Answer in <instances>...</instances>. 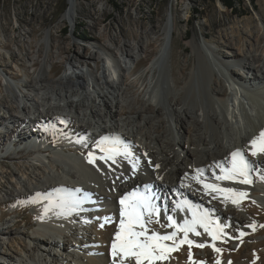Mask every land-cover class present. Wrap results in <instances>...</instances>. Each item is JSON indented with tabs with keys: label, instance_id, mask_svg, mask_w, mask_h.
Instances as JSON below:
<instances>
[{
	"label": "rangeland",
	"instance_id": "374dc122",
	"mask_svg": "<svg viewBox=\"0 0 264 264\" xmlns=\"http://www.w3.org/2000/svg\"><path fill=\"white\" fill-rule=\"evenodd\" d=\"M80 1L79 14L74 20H71L63 17L69 5V0H0V197L5 196L7 191L16 196L17 189L20 188L21 184L29 186L31 182H37L35 178H43V173L41 174L43 170L55 169L53 161L51 159L47 161V155L41 154L35 149L38 147L46 148L50 151L48 157L55 158L54 151H60L64 147V143L61 141L72 140L66 130L73 129L75 132L74 126L79 123L76 117L67 116L65 111L59 113L58 119H53L47 125L39 126L40 128L36 127L35 122L20 123L10 117V114L23 117L21 107L24 102L29 104V101L26 99L17 100L13 96L14 91H11L8 87L6 78L10 79L11 85L16 90L28 95H37L38 91L34 89V78L46 53L51 56L46 60L48 61L46 76L52 80V88L60 87L58 79L70 68V63L67 61L68 56L79 57L76 67L80 71L87 72L83 74L81 79L88 82L92 87L93 80L89 71H95L96 74L102 76L101 73L105 64L103 56L106 52L114 51L116 58L121 59V53L118 52L119 46L122 49H129L130 47L137 50L136 46L139 43L142 44V42L148 41L147 35L150 39L159 37L153 52L150 47L146 52H137L135 59L129 61V66L133 68V71L124 74L121 78L124 85L121 107H118V109L117 107H109L113 110L117 120H126L125 128L130 124L128 120L137 121V124L144 126L141 127L142 130L138 134L139 138L143 137L142 135L145 133L154 132L153 127L160 122L161 128L158 133L164 134L168 142L174 141V137L177 138L181 132L187 139L190 137L195 138V124L189 122L188 127L185 125L183 128L184 124L180 121L170 120L168 124L164 122L165 113L167 112L165 97L169 94L171 96V90L174 92L184 84L183 78L188 77L194 64L197 71L204 62H207L210 66L217 65L216 68L219 69H216L214 79H218L219 82H224L223 70L229 68L240 76L245 90L260 89L259 87H261L256 83L257 81H253V74L256 73L261 76L262 60L255 63V68L251 72L242 68L240 62L248 65L249 58L247 56L250 54L264 58V0H246L245 3L237 7L238 14L227 9L219 0ZM168 21L171 23V29L169 28V32L165 33L163 28ZM153 23L158 25V29L155 31H151ZM51 33L53 41L49 37ZM100 35H102L101 38H99ZM256 36H261L262 41L257 49L249 50V42L251 43ZM227 39H230L235 45L229 44ZM59 43L64 46L65 51L61 56H58ZM103 44L109 46L108 51L103 48ZM164 44H168V67L163 65L161 61H157V56ZM210 48L213 50H210ZM202 54L205 56L203 57ZM91 55H94V57H90ZM32 60L37 61L38 65L32 66ZM223 61L226 62V68L221 63ZM52 67L53 71H51ZM183 68H186L185 73H188L187 76L182 74ZM162 71L169 73L170 87L165 86L167 90L160 91L152 99L150 95H152L151 92L156 91V80L163 81ZM221 73L222 75H219ZM27 75L30 77L27 78ZM113 75L116 77V74ZM135 78L144 80L145 87L138 88L134 84H130ZM28 81H30V84ZM211 81L213 82V79L209 77L208 84L197 80L194 83L195 92L198 93L196 98L202 102L206 109H209L210 103H212L207 96V93L210 92L209 84L211 85ZM107 82L110 85H104L107 96L110 98L109 90L112 89L114 84L113 80L109 78H107ZM25 84L27 85L25 86ZM259 84H263L262 81ZM226 86H228L227 83ZM230 87L231 85L225 90L224 96H218L219 99H222L220 102L228 100L232 104L234 99L232 88L234 86ZM183 94L182 92L181 95ZM259 96L264 97L263 89ZM187 100L190 105L193 104L192 100L189 98ZM142 103H150L152 110L148 109L143 115L137 114L135 109L140 107ZM93 105L96 109L101 110L102 115L104 114L105 105L103 102L101 103L99 99H96ZM156 107L163 108V112L157 111ZM241 111L242 108L238 111L239 115L243 114ZM31 112L28 111V115L34 119V114ZM146 116H150L155 120L151 124H146L144 120ZM96 120L97 117L95 121L92 118V126L95 127L92 132L99 138L107 136L108 140L106 139L105 143H113V139L117 138L116 135H113L110 130L111 133L108 132L107 135H102L99 132L100 128L95 124ZM106 120L107 124L110 125L109 118ZM60 125L67 128L64 129L65 131L61 130L58 134L57 131L61 128ZM18 126L25 128L24 130L27 132L26 139L33 136L32 141L34 143L30 142L28 144V140H20L17 137L15 130ZM207 130L209 134H213L212 127L208 123ZM90 135L89 133L87 136L76 139L78 142L74 143V146L83 147L81 152H76L73 145L70 146L72 149L70 152L79 157L89 156L94 147ZM185 149H190V145L182 147V150ZM193 150L199 152L200 147L198 144L191 148V151ZM245 151L247 152L245 158L251 161L258 158L264 159V154L251 155L250 143H248ZM250 176L255 187L263 185L264 167L251 170L248 178ZM236 185L242 186V190ZM222 186L235 188L237 192L240 190L244 192L245 189H248L247 185H241V183H223ZM191 189L194 192L197 191L196 187ZM247 191L249 193L245 191L244 193L247 195L240 199L242 204L239 202L233 211L235 216L240 215L247 218L249 224L243 225L241 222L234 220L217 223L223 228L222 238H218L214 242L215 246L221 249L219 253L211 247L212 238L202 234L199 230L200 227L197 226V230L201 235L196 236L191 233L192 235H189L188 238L194 241L193 245L204 243L206 246L204 248L196 247L194 253H192V260L195 261L198 258L199 261H202L200 259H204L205 256L211 258L220 256V259L213 258L207 264H215L218 260L221 264L222 261L227 264L229 261L231 264H261L264 260V227H262L264 226V200L259 191H251L250 189ZM163 194L162 200H168L171 204H174L175 199H177L175 194V199L173 193ZM38 202L37 199L30 200L23 197L19 201V199L12 197L10 201L2 203L0 225L5 228L6 232L0 233V249L3 251L0 256V264H42L39 260L31 261L27 256L28 253L33 254L35 257H42V254L49 264H94L90 257L100 259V264H111L107 261V251H105L107 244L102 235L103 229L114 224V218L112 217V212L116 211L114 208L108 206L109 204H106L105 207L92 205L90 211L95 212L93 217L84 215L85 211H82V216L76 214V218H78L76 221L69 218L71 225L77 229V232L76 236H70L64 229L66 232H63V234L66 236L64 237L66 240L74 243L76 242L75 239H81L80 234L86 233V230L87 233L90 231H93V233L91 238L88 237L89 239L82 238L83 245L80 246L76 242L72 248L64 250L61 246L47 244L45 240L38 244L32 241L33 233L37 232L40 223L43 221L39 219L36 211ZM247 215H249V218ZM106 217L109 218L107 222L104 219ZM166 217L164 215L155 217L159 220V227L166 224ZM182 217L184 218V220L181 218L183 221L193 219V215L190 213H183ZM101 224L104 226L101 227ZM217 224L213 223L212 227L214 228ZM250 224L254 225V228L248 227ZM173 231L174 229L171 232ZM241 231L245 235L240 236ZM64 238H58V242L60 241V244H62L65 241ZM89 247L92 249L91 251H87ZM48 249H50L51 256L46 254L49 251ZM178 249L182 258L186 259L185 262L191 263L188 255L189 251L185 252L181 246Z\"/></svg>",
	"mask_w": 264,
	"mask_h": 264
},
{
	"label": "bare ground",
	"instance_id": "6f19581e",
	"mask_svg": "<svg viewBox=\"0 0 264 264\" xmlns=\"http://www.w3.org/2000/svg\"><path fill=\"white\" fill-rule=\"evenodd\" d=\"M80 7V0H69V5L63 14V17L74 20L79 14ZM170 25V21L166 22L164 25L163 31L165 33L169 32V28L171 29ZM157 29L158 25L153 23L151 31ZM49 37L51 41H53L52 33L49 34ZM101 37L102 35L99 36V38ZM147 38V42H142V44L139 43L136 46L137 50L130 47L129 49H122L119 46L118 52L121 53V59L116 58V53L114 51H108L109 46L103 44V48L108 52L103 56L105 64L101 73L102 76L96 74L95 71H89L93 80L92 87H90L88 82L81 79L83 74H86L87 72L80 71L78 70V67H76L79 58L78 56L77 58L70 56L67 57L71 69H67L63 76L58 79L60 87L55 89L51 86L52 80L46 76L48 72V61L46 60L50 56L46 53L45 57L42 58L41 66L34 78V89L38 91L35 96L16 90L11 85L10 79L6 78L8 87L11 91H14L13 96L17 100L26 99L29 101V104L24 102L21 107V111H23L24 114L23 117L10 114L12 119H16V121L20 123L35 122L36 127L40 128L39 126H45L49 121L58 119L59 113L65 111L67 116L73 118L76 117L79 122L74 126L75 132L73 129L66 130L69 132V136L72 140L66 142L61 141L64 143V147H62L60 151H54L55 158L51 156L48 157L50 151L46 150V148L38 147L35 149L37 152L47 155L46 160L49 161V159H51L55 169L49 171L43 170V172H41V174L43 173V178H35L37 182H31V185L29 186L21 184L22 182L20 181L19 183L21 186L17 189L18 193H16V196L7 191L5 192V196L0 197V211L2 210V203L10 201L12 197L19 199V201L23 197L30 200H39L36 206V211L39 219H43L44 221L40 223L37 232L33 233L32 241L35 244L45 240L47 244H50L51 246H61L64 250L72 248L76 242L79 243L80 246L81 244L83 245V239L88 237L91 238L93 231L87 233L86 230V233H81V239H75L76 242L74 243L70 240H66L64 238L66 236H64L63 232L67 231L66 233L70 236H76L77 232V229L71 225L69 218L76 221V219H78L76 218V214L82 216V211H85L84 215L93 217L95 212L90 211L92 205L105 207L106 204H109L108 206H111L116 210L115 212H112L113 216L111 215L114 218V224L103 229L102 237L107 244V249L105 250L107 251V261L113 264L111 246L115 239V234L119 230L118 223L121 219L120 210L122 207L120 199L131 193L151 197V202L157 208H162L160 209V216H172L178 224H183L184 221L179 217L178 210L176 209V206L179 203L178 200L175 199L176 196L173 194V198L175 199L174 205L168 200H161L164 195L163 193L172 194V190L178 194L177 198L180 196V199L185 198L191 202L193 205H191L190 209L195 211L197 215H202L207 212L209 218L213 220L214 224L224 223L228 220L241 222L243 225L247 223L249 224L247 218L240 215H234L233 209L237 204H233L231 201H225L222 196L216 193H212L211 195L208 194L202 184L197 183L193 177L197 175V169H203L204 182L219 183L221 186L223 183H234L231 181H215L213 173L220 174V169L217 167L218 164H223L225 167L231 166L232 152L239 150L245 156V153H247L245 148L248 143H250L253 138L257 137L261 130H264V97L259 96L262 89L264 90V58L255 54H250L249 56L246 55L249 58L248 65L240 62L242 68L248 69L250 72L251 70H254L255 63L260 62L261 60L263 63V66L261 67V76L256 73L253 74V81H257L256 83L261 87H259L260 89L256 88L249 91L244 89V84L240 80V76L229 68L223 70L224 82H219L217 81L218 79H214L217 71L216 69H219L216 68L217 65L215 66V64L210 66L207 62H204L199 71L196 70L194 64L189 74L185 73L186 68H183L182 74H188V77L183 78L184 84L177 89L178 91L175 90L173 92V90H171V96L169 94V96L165 97L167 112L165 113L166 118L164 122L168 124L170 123V120L175 122L180 121L184 124L183 128L185 125L188 127L189 122L195 124V138L190 137L187 139L181 134V132L177 138L173 136L174 141L168 142L164 134L158 133L161 128V122L153 127L154 132L145 133L142 135L143 137L139 138L138 134L142 130L141 127L144 126L137 124V121L128 120V123L130 124L125 128L124 124L126 123V120H117L116 115L113 114V110L109 107H117V109L118 107H121V98L123 97L122 94L124 92V85L121 78L124 74H129L133 71V68L129 66V61L135 59L137 52H146L150 47L152 52L155 50L154 47L157 40H159V37L156 39H150L147 35ZM254 38L255 39H253L251 43L249 42V50L257 49L262 41L261 36H256ZM227 41L229 44L233 46L235 45L230 39H227ZM167 45L164 44L161 47L157 56V61H161L166 67H168L169 61ZM58 50V56L63 55L65 52L64 46H62L61 43H59ZM210 50L213 49L210 48ZM202 56L204 57L205 55L202 54ZM90 57H94V55H91ZM32 62V66L38 65L37 61L32 60ZM221 63L225 65V68L227 67L226 62L223 61ZM51 71H53V67ZM166 72H161L163 74V81L156 80V91L154 90V93L151 92L153 96L150 95L152 99H154L160 91L167 90L165 86H168V88L170 87L169 73ZM113 74H116V77H114ZM219 75H222V73ZM29 77L30 76L27 75V78ZM209 77L213 79V82L211 81V85L209 84L210 92L207 93V96L212 103H210V108L206 109L205 106L202 105V102L196 98L198 93L195 92L194 83L196 80L206 83ZM107 78L113 80L114 84L112 89L109 90V93L111 94L110 98L107 96V90L105 89V85L107 84L108 86L109 84ZM260 81H262L263 84H259ZM28 82L30 84V81ZM161 82L166 83L162 84ZM225 82L228 86H226ZM27 84H25V86ZM130 84H134L138 88L145 87V81L138 78H135ZM230 85V88H232V85L234 86L232 88L234 92L232 104H230V101L228 100H225L226 102H220L222 99H219L218 96H224L226 92L225 90ZM182 92L184 93L183 95H181ZM178 95H180V97H178ZM187 98L192 100V105L188 103ZM96 99H99L100 102H103L105 105L103 115L101 110L96 109L93 105ZM149 104L142 103L140 107L135 109L136 113L143 115L148 109L152 110V106ZM156 108L157 111L163 112V108ZM241 108L243 114L239 115L238 111ZM28 111H32L31 113L34 114V119L32 116L28 115ZM96 117L97 120L95 124L100 128L99 132L102 135L105 136L108 132H112L113 135H116L117 138L113 139V143H105L104 141L107 136L99 138L94 132H92V129L95 128L92 126V118L95 121ZM108 118L110 125L106 122V119ZM144 120L146 124H151L155 119L146 116ZM207 123L212 127L213 134L208 133ZM130 126H132L131 129H129ZM60 127V130L57 131L58 134L61 130L65 131L64 129L67 128L64 125H60ZM24 129L25 128H20L18 126L15 130L17 137L20 140H28V144L30 142L34 143L32 141L33 136L27 137V139L25 138L27 132ZM126 129H128V131H126ZM89 133L91 134V143L94 145L91 153L95 156L98 157L102 154L98 148L99 144H102L105 148L117 147L121 151H123L126 146L132 155L127 159L122 155L117 156L115 158L116 163L113 164L110 160L107 162L96 160L95 163H89V156L79 157L78 155L72 154L70 152L72 150L70 146H74V143L78 142L76 139L87 136ZM152 143L154 144L152 145ZM196 144L200 147V154L194 150L191 151V148ZM187 145H190V149L182 150V147L184 148ZM173 146L175 147L173 148ZM74 148L76 152H81L83 150V147L80 146H74ZM246 159L252 166L251 170L264 167V159L262 158L253 161L248 158ZM133 162L136 164L135 170H133ZM118 177L119 179H117ZM249 179L252 183L244 184L248 186L247 190L259 191L264 200V183L261 186L255 187L251 176ZM236 186L240 187V185ZM192 187H196L197 191H192ZM240 188L242 190V186ZM247 190L245 189L246 193H249ZM213 196H216L217 198L214 199ZM159 197L160 199H158ZM240 204H242V202H240ZM165 212L167 213L166 215ZM249 215H247V217ZM155 217L153 216L152 220L147 225L149 228V234L152 230H155L160 235L170 234L173 228L166 226L168 221L163 227H159V223L155 222L157 220ZM145 219H147V213H145ZM56 222L59 224H56ZM64 229H66V231ZM199 230L202 234L206 235V237L210 238V236L204 232L203 228H200ZM2 232L5 233L6 230L0 225V233ZM190 234L191 233H189V235ZM182 235L183 233L177 234L175 238L176 245L183 247L184 251L188 252L190 249L187 243L183 245L179 244ZM58 238H64L65 241L60 244ZM165 243L169 245L173 244L171 241H166ZM22 247L24 246L22 245ZM178 248H174L173 251L167 253V258L163 261H157L156 264H191L186 263L187 261L185 262L186 259L184 260V258H182ZM195 248L196 246L193 245L191 248L192 253H194ZM48 250L49 251L46 254L51 256L50 249ZM89 250L91 251L92 249L89 247L87 251ZM2 252L3 251L0 249V256L2 255ZM27 256L33 262L39 260L42 264H49L42 254V257H35L31 253H28ZM213 258L220 259V256H214ZM213 258L205 256L204 259L200 260H202L204 264H207L209 260ZM90 259L94 264H100V259L93 257H90ZM195 261L199 262V259L196 258ZM222 264L227 263H223L222 261ZM261 264H264V260H262Z\"/></svg>",
	"mask_w": 264,
	"mask_h": 264
},
{
	"label": "snow or ice",
	"instance_id": "6c2138e0",
	"mask_svg": "<svg viewBox=\"0 0 264 264\" xmlns=\"http://www.w3.org/2000/svg\"><path fill=\"white\" fill-rule=\"evenodd\" d=\"M107 139V138H105ZM100 156H95L93 153H89V163H95L96 160L100 161H112L116 163L117 156H123L125 159L132 154L125 146L123 151L117 147L105 148L102 144L98 145ZM250 150L252 156L258 154H264V130H261L257 137L250 141ZM231 166L225 167L223 164H218L220 174L213 173L215 181H231L234 183L250 184L252 181L248 178V174L251 171L250 162L245 158L244 154L237 150L231 153ZM136 164L133 162V170H135ZM197 175L193 177L197 183L202 184L203 188L208 194L216 193L223 197L225 201H231L233 204H239L240 199L244 198L247 194L244 192H237L232 187H222L219 183H207L204 182L203 169L196 170ZM119 179V177L117 178ZM264 179V177H262ZM213 198H217L213 196ZM152 198L147 195H137L131 193L128 196H123L120 199V221L119 230L115 234L111 246V255L113 257V264H156L157 261H163L167 258V253L178 248L175 238L178 233H183L182 239L179 244L183 245L187 243L189 246V260L191 264H204L203 261H193L191 248L194 241L188 238L189 233H194L196 236H200L201 233L197 231V226L203 228L204 232L212 238L211 247L217 253L221 252L220 248L215 246V241L221 237L223 228L221 225H216L208 216L207 212L202 215H197L193 212L192 220H185L183 224H178L172 216H167L166 219L169 228H173L174 231L170 234L160 235L155 230H152L149 234L148 223L152 220V217L160 215V209L157 208L152 202ZM179 207V206H178ZM145 213H147V219H145ZM105 222L109 218H104ZM159 223V220L155 221ZM104 225L101 224V227ZM250 228H254V225H248ZM264 227V226H262ZM245 235L244 232H240V236ZM166 241H172L173 244L169 245ZM198 248H204V243L195 244ZM215 264H221L218 260ZM228 264H231L229 261Z\"/></svg>",
	"mask_w": 264,
	"mask_h": 264
},
{
	"label": "trees",
	"instance_id": "16d2710c",
	"mask_svg": "<svg viewBox=\"0 0 264 264\" xmlns=\"http://www.w3.org/2000/svg\"><path fill=\"white\" fill-rule=\"evenodd\" d=\"M207 1V0H203ZM227 9L238 14L237 7L246 2V0H219Z\"/></svg>",
	"mask_w": 264,
	"mask_h": 264
}]
</instances>
